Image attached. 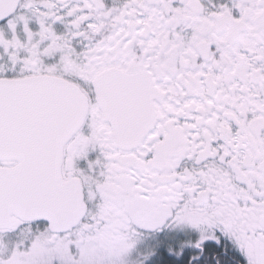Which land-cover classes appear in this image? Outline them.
<instances>
[{
  "label": "snow or ice",
  "instance_id": "snow-or-ice-1",
  "mask_svg": "<svg viewBox=\"0 0 264 264\" xmlns=\"http://www.w3.org/2000/svg\"><path fill=\"white\" fill-rule=\"evenodd\" d=\"M0 264H264V0H0Z\"/></svg>",
  "mask_w": 264,
  "mask_h": 264
}]
</instances>
